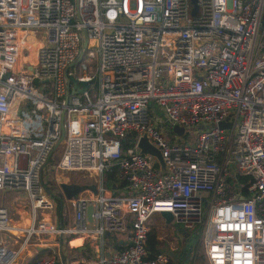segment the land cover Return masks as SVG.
I'll return each mask as SVG.
<instances>
[{
  "label": "built area",
  "instance_id": "2783aa9c",
  "mask_svg": "<svg viewBox=\"0 0 264 264\" xmlns=\"http://www.w3.org/2000/svg\"><path fill=\"white\" fill-rule=\"evenodd\" d=\"M196 5L192 17L187 0H0V192L22 191L28 208L18 226L0 204V264L38 235L87 243L71 264H165L147 245L160 211L198 231L206 264H264V0ZM69 77L86 90L69 93ZM60 120L55 168L96 180L68 199V225L51 222L42 180ZM172 125L195 126L193 142ZM142 135L162 171L139 153ZM112 166L116 189L103 180ZM110 234L123 243L108 248Z\"/></svg>",
  "mask_w": 264,
  "mask_h": 264
},
{
  "label": "rangeland",
  "instance_id": "374dc122",
  "mask_svg": "<svg viewBox=\"0 0 264 264\" xmlns=\"http://www.w3.org/2000/svg\"><path fill=\"white\" fill-rule=\"evenodd\" d=\"M40 33H34L32 35L33 39L28 40V44L30 45V50H33L35 46L40 43L41 38H39ZM37 43L35 46L34 44ZM34 56V55H33ZM33 56L30 55L27 57L28 60L32 61ZM166 131H169V134L173 136L174 134L170 132L169 128L165 126ZM183 133L179 136L174 137V139L179 143H192L195 135H196V127L195 126H188L183 128ZM168 139V137H167ZM61 150V144H59L52 154L50 155V158L48 159L47 163L44 165L42 169V180L44 183V186L47 188L49 193L53 196L50 199L53 203V209L52 213H50V218L54 217L55 222L58 223L57 217H59V214H57V207L60 203L61 213L63 215L64 213L67 215V221H69V217L71 214V207L67 202H64L62 204V200L59 201V199H64V197L61 194V190L59 188V185L62 184L68 189H72L78 185H84V184H94L95 185V177L91 173L88 172H81V171H64L60 172L55 168L56 159L60 153ZM16 195H21L23 197L22 191H6V192H0V204H3L8 209V212L10 213L12 222L14 225H22L24 220V225H27V220L25 219L28 214V208L24 200H20L16 198ZM49 217V215H48ZM59 224V223H58ZM69 224V223H67ZM165 226L163 219L156 214L152 220L151 224L149 225L150 230L153 229L155 232V235H158L160 237V241H158V247L163 250H168L169 247L175 248L176 250H180L181 247L185 244L180 233L178 230H176L177 225H174L173 222H170L166 224ZM183 230H188L187 228H183ZM172 231L174 232L172 234ZM62 240H64V237H61ZM15 243L18 245L22 240L23 237L20 233H16V236L14 237ZM58 240L59 238L57 235L53 236V238L45 235H38L31 239L30 243L26 244V249L23 251V253L16 259V261L13 264H27L33 257V252L35 251V248L33 246L34 243H42L44 246H39L42 250L38 251L36 250V255H53L56 259V263L58 264H71L72 259L77 258L80 256V254L73 248L68 247L66 242H62L60 246H58ZM76 242L78 243L79 240ZM195 245L197 246L195 251L193 252V255L195 256L193 264H204V257L202 253V240L200 235H197L195 237Z\"/></svg>",
  "mask_w": 264,
  "mask_h": 264
},
{
  "label": "water",
  "instance_id": "95a60500",
  "mask_svg": "<svg viewBox=\"0 0 264 264\" xmlns=\"http://www.w3.org/2000/svg\"><path fill=\"white\" fill-rule=\"evenodd\" d=\"M187 12L190 16L194 17L197 16L198 14V7L196 5V0H187ZM83 46H85V42L83 43ZM69 81H71V83L73 84L72 88L70 89L71 94L74 93H82L83 91L86 90L88 83L85 82H76L73 78L69 77L68 78ZM80 86V87H79ZM219 127H226L227 124L226 123H219L218 124ZM170 129L176 133L178 136L181 135L183 133V129L181 127H178L176 125H172L170 127ZM60 130H61V135L59 137V139L56 142V146L59 144L61 137H62V125H61V120H60ZM137 147L139 149V153L143 154V155H150L152 156L158 166L159 169L162 171L164 169V165L160 156L159 151L147 140V138L145 137V135H142L139 137V139L137 140ZM59 188L61 190V194L63 197H65L66 199H70V198H75L77 196V194L84 190V189H88L92 192H95V185H91V186H84V187H80V186H76L72 189H68L66 188L64 185L60 184ZM50 194V193H49ZM51 195V194H50ZM52 196V195H51ZM53 197V196H52ZM59 199V198H58ZM61 200V199H60ZM91 206L88 205L86 207V212H85V216H86V220L88 222L91 221V217H90V213H91ZM159 216L163 219L165 224H168L171 222V215L169 212L167 211H160ZM198 235V231H194L191 233V236L184 238L185 244L182 248V253L184 254V258L186 260V262L189 259V255L190 252L192 250V246L195 243V237ZM62 243V238L61 236H59V240H58V246H60ZM88 245L87 243H85L81 248H86ZM34 256L36 255V250L33 252ZM105 257L108 258V253L105 254Z\"/></svg>",
  "mask_w": 264,
  "mask_h": 264
},
{
  "label": "crops",
  "instance_id": "0c3cea01",
  "mask_svg": "<svg viewBox=\"0 0 264 264\" xmlns=\"http://www.w3.org/2000/svg\"><path fill=\"white\" fill-rule=\"evenodd\" d=\"M16 198H18V199H20L22 201L24 200V198L21 195H16ZM61 200H62L61 201L62 204H64V202H67L69 204L68 199H66L65 197H64V199H62V197H61ZM71 216H72V211H71V214H70V217H69V221H67V215L63 211V215H61V218H59L60 216L57 217L58 223L61 224V225H68L67 223L70 222ZM51 222L54 223L55 225H59L57 222H55V218L54 217L51 218ZM165 226L167 227L166 224H165ZM176 230H178V232L180 233L183 241H184V238H187V237L191 236V233H192V232L189 233L187 230H183V228L180 227V226H177ZM173 233L174 232L172 231V234ZM49 237L53 238V236H49ZM57 237L59 238V236H57ZM61 237H64V236H61ZM64 238H66V237H64ZM160 240H161L160 237L158 235H155V246H154L155 250H154V252L160 251V252L165 253L168 256V258L173 262V264H193L194 259H195V256L193 255V252L195 251L194 249L197 248L195 243L192 246V250L190 252L189 259L186 262V260L184 258L185 256L182 253V248L183 247H181L180 250H176L175 248H172V247H169L168 250H163V249L158 247V241H160ZM106 242L108 244V248H110V247L111 248L112 247L113 248H117L123 243V235L122 234H113V235L110 234V235L107 236V241ZM184 243H185V241H184ZM70 244H71V242H70ZM82 246H83V244L80 245V247H76L74 249L80 254L85 252V250L89 251L88 246L86 248H84V249L81 248ZM148 248H149V246H148ZM40 250H42V249H40ZM40 250H38V251H40ZM149 251H150V248H149ZM150 252H152V251H150ZM202 253H203V251H202ZM204 264H206V261H204Z\"/></svg>",
  "mask_w": 264,
  "mask_h": 264
},
{
  "label": "trees",
  "instance_id": "16d2710c",
  "mask_svg": "<svg viewBox=\"0 0 264 264\" xmlns=\"http://www.w3.org/2000/svg\"><path fill=\"white\" fill-rule=\"evenodd\" d=\"M103 180H104V183L111 187V188H114L116 189L118 186H121L120 183H117L116 181V167L115 166H112L110 167L109 169L105 170L103 172ZM93 186L94 184H84V185H78L80 187H84V186ZM59 201H61L60 199H58ZM59 206L57 207V214H59V218H61V215H62V207H60V203L58 204ZM69 238L66 237L64 238V240H62V242H66ZM147 245L149 246L150 248V251L154 252L155 250V232L153 231V229H151L148 233V238H147ZM59 262H57L56 264H58ZM165 264H173V262L168 258V261L165 263Z\"/></svg>",
  "mask_w": 264,
  "mask_h": 264
},
{
  "label": "bare ground",
  "instance_id": "6f19581e",
  "mask_svg": "<svg viewBox=\"0 0 264 264\" xmlns=\"http://www.w3.org/2000/svg\"><path fill=\"white\" fill-rule=\"evenodd\" d=\"M78 241V240H77ZM71 244H77L76 240L71 241Z\"/></svg>",
  "mask_w": 264,
  "mask_h": 264
}]
</instances>
